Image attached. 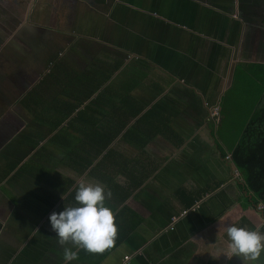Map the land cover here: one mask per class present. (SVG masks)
Returning <instances> with one entry per match:
<instances>
[{
  "label": "crops",
  "instance_id": "obj_1",
  "mask_svg": "<svg viewBox=\"0 0 264 264\" xmlns=\"http://www.w3.org/2000/svg\"><path fill=\"white\" fill-rule=\"evenodd\" d=\"M15 15L27 26L14 31L18 49L3 55L28 50L33 67L23 70L49 66V81L37 88L0 67L18 89L11 106L38 120L31 94L82 101L87 114L74 125L71 117L57 128L34 125L49 136V166L40 143L32 157L0 161V264L238 261L242 249L222 251L228 231L246 245L259 237L250 230L264 229V200L243 168L254 155L241 143L264 105V0H49L48 13ZM120 98L141 111L124 114L118 130L106 101ZM54 110L49 102L47 114ZM57 131L60 143L50 140ZM102 132L115 135L109 144H99ZM30 159L49 167L43 177Z\"/></svg>",
  "mask_w": 264,
  "mask_h": 264
},
{
  "label": "rangeland",
  "instance_id": "obj_2",
  "mask_svg": "<svg viewBox=\"0 0 264 264\" xmlns=\"http://www.w3.org/2000/svg\"><path fill=\"white\" fill-rule=\"evenodd\" d=\"M41 1L42 0H0V65H2L0 67L3 69V72H9L10 69H13V72L15 71L14 69L19 70L17 74L21 75L22 72L26 74V76H28V81L30 85L33 86L38 82L37 88L39 87L41 89H45L46 87L44 86L45 84H47V81L45 80L46 83H44L43 79H45L47 77V74H49V66L42 67V69L40 68L37 69L36 73L34 71L26 72L25 70H23L25 66H26L25 68L29 70H32L33 67L31 66V63H29V56L26 53L28 50H25L26 52L23 50V53H18V54H22V56L17 55L20 56V58L19 59L15 58V60L12 54H7L4 56L2 51V50H6L5 52L11 51L12 53L14 48L15 50L18 49L17 47L18 44L16 42L18 38L16 39V37H18L19 34L14 37L13 36L14 31L16 30L20 33V32H24L26 29L24 26H27V23L25 24V22L27 21L24 20L21 25L22 18L16 19L15 14L22 16L26 14V16H31L36 12L39 14L40 12L41 13L42 12L44 13L45 11L47 13L49 12V0H46L45 1L46 3H43L42 1V3L40 4ZM37 8H39V12ZM66 14H68V11H66ZM23 19L26 18L23 17ZM73 30H75L74 32L79 31V33L85 35V33L81 31L82 28L81 30H79L76 27V25ZM71 32L73 33V31ZM73 37L74 35L72 34V38ZM79 38H83V37H79ZM3 61L7 62V64H5V67ZM6 68H9V70H7ZM18 75H15V78ZM5 78H6L5 86L4 87L0 86V145H1L0 149L1 147H5V148L8 147L7 148L8 151L5 152L3 156L1 154L2 151H0V161L6 159H12V158L23 159L26 156L32 157L34 156V152L36 150V147L33 148L34 146L33 143H38V144L40 143L37 146L38 148H41L42 146L45 149L46 159L48 160L47 163L49 166V144H46L49 136L46 138H42L41 135L36 134L35 126L36 123H38L39 121L36 120L34 117H32L33 113L30 114L29 111H27L23 106L22 109L20 110L17 105L14 106L16 103H13L11 106L8 97L11 96V93H13L14 90L16 91L18 89L12 86V82H11L12 78L10 80V78H8L7 75L0 74L1 81L4 80ZM26 78L27 77H25V79ZM139 89L141 90V87ZM214 115L215 117H217L216 114ZM226 122L229 123L230 120H227ZM9 132L10 133L14 132L16 134H14L11 138L7 139L8 137L7 135ZM45 168H49V167L46 166ZM20 187L21 189L25 188V186H20ZM2 197L5 198V196L3 195L0 196V199H2ZM4 204H6L5 209L11 207V205L9 204V202H7V200L4 201ZM170 227H171L170 229H174L175 226H170ZM232 228L234 229V226H232ZM9 231H11V229L5 228V230L3 231L4 233H2V235L5 233L8 234ZM250 233L259 237L251 238L252 240L246 239L244 240V244L246 245H240V243L238 242L243 238V235H241L242 233L239 232L234 233V231L232 230H230V232L228 231L227 241L224 242L225 244H223L226 245L227 243L228 245L223 246L224 250L222 251H224L225 253L226 251L233 253V251H236V249L238 250L242 249V252L240 251L241 253L237 257L239 260L233 261L230 264H258L259 259L260 261H262V264H264V235H263L264 229H261L260 231H256V228H254L250 230ZM14 239H16V237ZM53 248L55 249V251L57 250L56 247Z\"/></svg>",
  "mask_w": 264,
  "mask_h": 264
},
{
  "label": "trees",
  "instance_id": "obj_3",
  "mask_svg": "<svg viewBox=\"0 0 264 264\" xmlns=\"http://www.w3.org/2000/svg\"><path fill=\"white\" fill-rule=\"evenodd\" d=\"M263 76V75H262ZM49 74H47V77L43 79V82L46 83L49 80ZM46 80V81H45ZM261 88H264V82L258 83ZM27 99H29V103H27V108L33 112L37 111L38 113V120L42 123H49L52 128L59 127L63 121L67 117H71L72 120L68 122L66 125H74L72 121H81L84 118V115L87 114L86 110L82 108V101H69L68 98H62V99H55L53 101H49V98L45 96L44 98H35L32 97L31 94L26 96ZM31 98V99H30ZM33 98V99H32ZM26 101V99H24ZM24 101V104H25ZM123 101H125L123 99ZM122 98L118 100V102H112L107 100L106 103L112 107V110H109V112H114L119 116L120 123L118 124L117 129L120 130L121 127H123L127 121L125 120L124 114L132 113L135 116L141 111V108H139L134 105L131 102H123ZM50 105L56 110L55 113L53 112L48 115L46 108ZM138 108V109H137ZM156 109V107H155ZM227 121V120H226ZM73 123V124H72ZM227 123V122H225ZM65 125V126H66ZM98 126V125H97ZM108 132H102L101 134V140L99 144H109V142L112 140V138L115 136L114 134H107ZM117 133V132H116ZM115 133V134H116ZM49 135V132L46 133V136ZM63 139H66L64 135L60 133V131H57L54 133L50 140L54 142H61ZM241 140L243 144L248 145L249 149L253 152L254 160L251 164V167H243L245 173L249 174V170H252L251 175L249 174V182L251 187L254 189V191L264 200V105L256 110V113L253 115V117L249 120L247 123V126L243 132V135L241 137ZM69 141V140H68ZM35 145V144H34ZM245 151V150H244ZM40 152V151H39ZM95 154L97 152H94ZM32 159L28 160L27 165H34L33 173L38 175L39 177H43L47 173V169L45 167H42L41 164H36L35 161H31ZM90 162V160H87ZM9 173L13 169L16 168V164L14 162L8 163V166L6 167ZM37 168L39 170L37 171ZM183 191V190H181ZM182 194V192H181ZM124 210H121L119 213H116L114 217L110 220V222H106L105 226L100 228V235L104 236L106 234V231L111 228V226L117 222L118 217L123 213ZM106 217V216H105ZM103 219L104 216H103ZM127 233L125 231L124 235Z\"/></svg>",
  "mask_w": 264,
  "mask_h": 264
},
{
  "label": "built area",
  "instance_id": "obj_4",
  "mask_svg": "<svg viewBox=\"0 0 264 264\" xmlns=\"http://www.w3.org/2000/svg\"><path fill=\"white\" fill-rule=\"evenodd\" d=\"M214 110H215V111H214V114L218 115V114H219V112H218V107H216ZM183 213H184V212H183ZM183 213H182V214H183ZM176 220H177V217H176V216L172 218V222H175ZM128 258H129V255L125 256V259H126V260H127Z\"/></svg>",
  "mask_w": 264,
  "mask_h": 264
}]
</instances>
